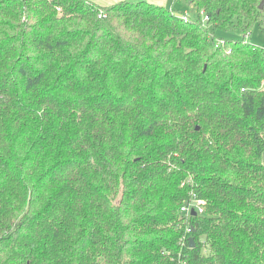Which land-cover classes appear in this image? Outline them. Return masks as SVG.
<instances>
[{"label": "trees", "instance_id": "trees-1", "mask_svg": "<svg viewBox=\"0 0 264 264\" xmlns=\"http://www.w3.org/2000/svg\"><path fill=\"white\" fill-rule=\"evenodd\" d=\"M185 1L0 0V264H264V8Z\"/></svg>", "mask_w": 264, "mask_h": 264}, {"label": "rangeland", "instance_id": "rangeland-1", "mask_svg": "<svg viewBox=\"0 0 264 264\" xmlns=\"http://www.w3.org/2000/svg\"><path fill=\"white\" fill-rule=\"evenodd\" d=\"M128 2H138V1H145L146 0H125ZM150 4H154L153 2H148ZM157 6L165 7L173 11L175 14H183L188 13L193 20L200 19L203 22L204 26H207L204 16L200 14H196L195 10L192 6H190L185 0H167V5L163 6V4H154ZM211 26L208 25V28ZM244 34H249L247 38L244 39ZM216 36L218 38H225V39H233L236 41L244 40L245 43L255 45L258 47L264 48V30H260L259 27L253 26L247 32L238 31L235 28H231L228 31H217Z\"/></svg>", "mask_w": 264, "mask_h": 264}, {"label": "built area", "instance_id": "built-area-1", "mask_svg": "<svg viewBox=\"0 0 264 264\" xmlns=\"http://www.w3.org/2000/svg\"><path fill=\"white\" fill-rule=\"evenodd\" d=\"M186 15H187V13H183L182 16H185L186 17ZM204 20L206 21L207 18H204ZM248 36H249V34L244 35V39L247 38ZM202 205L203 204H202V201L201 200L193 199L187 205L182 206L180 208V212L182 214H185L186 216H190L192 211H194L195 214L201 215V214H204V209H203V206Z\"/></svg>", "mask_w": 264, "mask_h": 264}, {"label": "crops", "instance_id": "crops-1", "mask_svg": "<svg viewBox=\"0 0 264 264\" xmlns=\"http://www.w3.org/2000/svg\"><path fill=\"white\" fill-rule=\"evenodd\" d=\"M95 3L97 6L104 8L125 0H90ZM146 2H153L154 4H163V6L167 5V0H146Z\"/></svg>", "mask_w": 264, "mask_h": 264}, {"label": "water", "instance_id": "water-1", "mask_svg": "<svg viewBox=\"0 0 264 264\" xmlns=\"http://www.w3.org/2000/svg\"><path fill=\"white\" fill-rule=\"evenodd\" d=\"M263 8H264V0H261L260 3H259V5H258V9H259V10H262ZM191 215H192V216L195 215V212L192 211V212H191ZM189 243H190V246H191V247L194 246V240H193V239H190V240H189Z\"/></svg>", "mask_w": 264, "mask_h": 264}]
</instances>
